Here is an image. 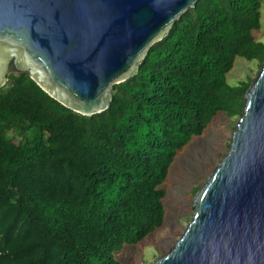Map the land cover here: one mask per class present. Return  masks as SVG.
<instances>
[{
	"label": "trees",
	"instance_id": "16d2710c",
	"mask_svg": "<svg viewBox=\"0 0 264 264\" xmlns=\"http://www.w3.org/2000/svg\"><path fill=\"white\" fill-rule=\"evenodd\" d=\"M260 0H198L152 43L108 106L83 115L26 73L0 87V264H119L113 253L163 223L176 152L218 113L239 114L264 60Z\"/></svg>",
	"mask_w": 264,
	"mask_h": 264
},
{
	"label": "water",
	"instance_id": "95a60500",
	"mask_svg": "<svg viewBox=\"0 0 264 264\" xmlns=\"http://www.w3.org/2000/svg\"><path fill=\"white\" fill-rule=\"evenodd\" d=\"M198 0H0V87L26 73L70 110H104ZM151 264H264V63L190 221Z\"/></svg>",
	"mask_w": 264,
	"mask_h": 264
},
{
	"label": "rangeland",
	"instance_id": "374dc122",
	"mask_svg": "<svg viewBox=\"0 0 264 264\" xmlns=\"http://www.w3.org/2000/svg\"><path fill=\"white\" fill-rule=\"evenodd\" d=\"M259 22V28L253 31V36L264 44V0H260ZM263 63L264 60L247 61L236 57L231 69L225 74L227 84L233 86L239 81H249L250 86ZM240 114L241 111L234 116H226L223 112H218L201 134L192 136L176 152L166 178L160 185L165 191L162 225L140 242L125 244L114 252L113 256L119 264H151L172 247L190 221L199 190L226 153Z\"/></svg>",
	"mask_w": 264,
	"mask_h": 264
}]
</instances>
